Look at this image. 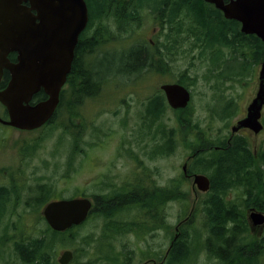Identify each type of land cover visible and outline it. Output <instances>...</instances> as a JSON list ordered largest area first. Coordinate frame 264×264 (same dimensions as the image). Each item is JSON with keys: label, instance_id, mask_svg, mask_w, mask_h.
Wrapping results in <instances>:
<instances>
[{"label": "rangeland", "instance_id": "1", "mask_svg": "<svg viewBox=\"0 0 264 264\" xmlns=\"http://www.w3.org/2000/svg\"><path fill=\"white\" fill-rule=\"evenodd\" d=\"M169 8L164 13H168ZM188 15V11L187 15L184 11L181 14L184 29H189V24L194 22L191 18L188 20ZM103 19L95 21L91 36L99 32L96 29L107 27L110 31L112 29V35L119 42H101L95 46L93 53L86 55L93 58L85 56L88 62L99 60L103 66L100 70L106 77L101 81L99 92L80 98L81 85L72 82L57 115L41 130L26 132L0 126V189H7V193L3 194V211L0 212V264H25L15 250L16 242L46 227L41 213L45 204H36L42 187L53 200L76 195L92 198L100 193L129 191L139 183L146 187H167L172 179L182 178V167L193 155L192 147L198 138L189 133L183 137L185 141L181 140L183 135L178 125L181 114L169 106L158 121L150 118L148 101L156 93H163L161 85L182 80L189 86L193 95L190 117L207 132V138H204L214 142L231 135V127L243 118L256 94L260 63L252 66L247 75H234L229 80L220 77V73L225 76L226 66L221 64L218 67L212 59L215 47L212 51L205 50L185 31L173 36L174 29L167 25L168 21L160 24L156 15L143 13L138 20L126 22L121 32L111 27L114 23L112 19ZM211 30L213 28H203L202 34L207 38V32ZM150 40L157 43V52H164L157 56L152 70L132 75L117 74V70L113 71L116 74L108 76L107 71L114 66L117 69L116 61L125 51ZM222 51L230 57V50ZM113 56H116L115 59ZM161 58L164 59L163 66ZM235 63H232V68ZM74 98L80 99L75 102ZM229 103L232 109L224 114V108ZM172 129L175 139L178 141L180 138L175 149L159 148L165 146ZM240 136L247 138L250 148L257 150V154L264 150V131L258 135L244 133ZM191 165L192 162L189 167ZM182 184L183 191L188 193V200L170 202L163 209L167 228L139 238L136 234L116 238L110 242L117 246L116 252L134 249L135 256L139 252L138 257H142L139 264L147 259L148 252L156 254L161 261L163 252L177 233L176 228L190 218L193 206L199 203V209L190 221L180 227L177 242L189 248V257L180 264H221L219 259L213 260L206 247L210 235L201 202L207 195L194 186V178L183 179ZM134 208L120 212L115 221L138 222L136 217L139 215V221H146L144 213ZM155 212L159 211L153 208L151 213ZM244 221H247L245 228L242 225L241 228L252 232L247 217ZM103 226L105 221L101 217H91L83 228L74 231L76 239L68 243L73 246L59 245L53 258L58 262L63 251L69 249L76 257L72 264H114L115 260H110L109 255L115 249L109 247L102 237ZM261 264H264V259Z\"/></svg>", "mask_w": 264, "mask_h": 264}, {"label": "trees", "instance_id": "2", "mask_svg": "<svg viewBox=\"0 0 264 264\" xmlns=\"http://www.w3.org/2000/svg\"><path fill=\"white\" fill-rule=\"evenodd\" d=\"M135 1V3H130L129 7L131 9L128 10L122 5L119 6L113 0H92L90 6L94 17L111 12L117 13L119 19L125 20V22L127 20L133 22L138 20L143 12L150 9L162 15L161 13H164L168 6H171L168 12L170 15L167 25L174 29L173 36L185 31L193 36L205 50L212 51L215 47V56L212 58L215 65L220 67L221 64H224L226 66L225 76L220 73L222 78L232 80L234 75H247L252 66L258 65L264 60V42L255 35L243 34L240 31L241 25L239 22L225 19L220 10L205 3L204 0ZM185 10L189 12L188 20L191 18L194 21L189 24V29H184L180 20L183 11L187 15ZM203 28H213L211 32H208L207 38L202 34ZM98 31L94 37L86 40V48L89 53H93L95 46L108 37L105 29H99ZM143 44L132 47L128 52L125 51L116 61L117 69L114 66L111 71H107L108 76L117 70L119 74L150 70L155 64L157 56L164 52H157L156 48H152L150 42ZM84 48L82 47V50H80V47H78L79 52L76 54L73 70L82 79V87L79 93L83 95L86 93L87 96H91L99 92L101 81L106 76L100 70L103 69V66L99 63V60L95 62L84 61L86 56ZM222 49L230 50V57H226ZM115 57L113 56L114 59ZM91 58L93 57L90 56L89 59ZM160 61L161 66H163L164 59L161 58ZM112 62L115 63L114 60ZM234 62H236V65L232 68L231 65ZM113 63L111 65H114ZM176 82L189 87L182 80ZM46 97L45 92L42 91L35 97V100H43ZM167 107L164 93L160 91L149 98L147 113L150 118L158 121ZM231 109L232 105L229 103L224 108V114L230 113ZM177 112L181 114V118H178L179 131L183 135L181 140L185 141L183 137L189 133L198 138L197 145L194 144L192 147L194 157L192 165L189 167V173L202 172L211 179V189L206 194L207 198L201 202L205 212L206 226L212 230L213 235L215 234L214 241L208 240L209 251L212 254L215 253V258L219 259L221 264L258 263L261 254H264L261 253L264 249V242L261 247L259 245L254 246L253 239L251 240L246 235L247 231L242 229L241 225L245 228L247 222L244 221L247 217L246 210L256 208L264 212V150L256 154L255 150L250 148L247 138L240 135L218 138L215 139V142L209 138L205 139L207 132L199 128L193 117H190L192 116L189 113L190 106ZM184 113H187L186 118H183ZM173 132L174 129L170 130V136L168 135L165 146H159V148H165V150L175 149L176 142H179L180 138L177 141ZM183 179H185L184 176L180 179H172L167 187H158L157 185L146 187L139 183L135 189L129 191L121 192L119 190L114 193L94 195L96 204L92 216L101 217L105 221V226H109L111 231H122L121 228L124 226H148L153 224L149 223L151 217L155 220L154 224L156 222V225L166 226L165 222H162L164 218L163 209L170 202L188 200V193L182 189ZM3 194V192L0 193V212L2 210L1 205L4 203ZM46 194L47 191L45 193L44 187H42L41 195L37 196V200L35 198L37 205H44L53 200ZM109 194L115 195H112L114 196L112 197ZM129 207H135L134 209L143 212L146 221H139L140 215L136 217L138 222L123 223L115 221L114 218ZM153 208L159 211L155 212L154 217L151 213ZM197 209H199V203L195 210ZM111 219L112 221H110ZM83 227L84 225L59 233L52 231L46 225L41 232L33 236L29 235L27 239L16 242L15 250L25 264H58L53 256L59 245L68 244L74 238L76 239L73 234L74 231ZM212 242L213 244H211ZM212 245L215 246V250H210ZM188 249L186 245L176 242L170 255L171 264H180L182 261L187 260L189 257Z\"/></svg>", "mask_w": 264, "mask_h": 264}, {"label": "water", "instance_id": "3", "mask_svg": "<svg viewBox=\"0 0 264 264\" xmlns=\"http://www.w3.org/2000/svg\"><path fill=\"white\" fill-rule=\"evenodd\" d=\"M214 4L228 20L241 23V32L256 35L264 42V0H204ZM89 22L86 0H0V79L6 68L12 76L8 87L0 92V102L7 108L9 120L0 122L20 130L41 128L54 116L68 75L71 73L79 37ZM17 54V62L8 56ZM172 109L188 107L190 90L179 83L161 85ZM44 91L47 99L34 102ZM264 61L259 72V88L244 118L232 126V134L250 129L259 134L264 125ZM188 175V161L183 165ZM194 186L202 193L211 188L204 174L194 175ZM92 200L86 197L61 199L48 203L43 215L49 226L65 232L83 224L91 210ZM249 219L254 226L264 225V214L251 209ZM74 258L66 250L60 264Z\"/></svg>", "mask_w": 264, "mask_h": 264}, {"label": "flooded vegetation", "instance_id": "4", "mask_svg": "<svg viewBox=\"0 0 264 264\" xmlns=\"http://www.w3.org/2000/svg\"><path fill=\"white\" fill-rule=\"evenodd\" d=\"M90 1L92 2V0H86L87 6H88L89 23L87 25V28L82 32V34L79 37V42H78L77 47H76V50H75V57H76V54H78V52H79L78 51L79 50L78 47H80V50H82L81 49L82 47H85L84 49H85L86 55L89 53V50L86 48L87 47L86 40L92 38L90 32H91L92 26L95 23V21L104 20L103 18L106 19L105 21H108L109 19H112L114 21V23L111 25V27L117 28L119 32H121V31L124 30V26H125V23H126L125 20L119 19L117 13L106 12V13L100 15L99 17H94L92 15ZM113 1L115 3H117V4H119V6H121V5L124 6L126 10L131 9L129 7V5H130L131 2H133V0H113ZM169 9H171V6H170ZM153 11L154 10H151L150 9L148 11L146 10V12H143V13H145V14H149L150 13L152 15H156V18L160 22V24H163L164 22H167L168 21V16L170 15L169 13H161L162 15H160L158 12H153ZM167 14H168V16H167ZM161 16L164 17V19H162ZM127 22L129 23V22H132V21L131 20H127ZM103 29H105L107 31V33H108L107 36L108 37L105 40H103L102 42H105V43H107V42H113V41H116V42L118 41L119 42V39H117L116 37H114L112 35V29L110 31L107 27H105V28L102 27V30ZM96 30L98 31L99 29H96ZM113 32L116 33L115 31H113ZM95 34L96 33H94V35ZM94 35H93V37H94ZM115 35L118 36L117 34H115ZM149 42H150L152 48L155 49V48L158 47L157 46V43H155L154 41L150 40ZM86 57H84L85 58L84 61L85 62H88L86 60ZM8 58H9L10 62H12V63H16L17 62V54L16 53L9 54ZM87 58H89V57H87ZM74 60H75V58H74ZM73 68H74V61H73V64H72L71 73L69 74L68 79H67V82H66L65 86L62 89L61 99H60V105H59V108H58L59 110H60L61 105H62V102H63V100L65 98V93L70 88L71 83L74 82L75 85H79L80 84L81 87H82V79H81V77L78 74L75 73L76 71H74ZM137 72L138 71H132V73H129V74L132 75V74H135ZM114 74H116V73H114ZM117 74H119V72H117ZM11 79H12L11 73L6 68H4L3 71H2L1 79H0V92L3 91V90H5L8 87ZM82 95L83 94H80L79 93L80 98H83V97L87 96L86 93H84L83 96ZM254 97H253V99H254ZM80 98H78V99L77 98H74L73 101L76 102ZM252 100H251V102H252ZM0 110H2V113L0 114V118L3 119L4 121H8L9 120V115H8L7 108L1 102H0ZM245 115L246 114H244V116ZM52 121L53 120H51L47 124L51 123ZM47 124H45L42 128H44ZM0 126H2L4 128L5 127H9V126L1 123V122H0ZM42 128H40L38 130H41ZM35 131H37V130H35ZM31 132H34V131H31ZM244 133H245V135L246 134L247 135L248 134L249 135L250 134L255 135L253 132H251V130H242L240 132V134H244ZM255 153L257 154V150H255ZM2 192L6 194L7 193V189L6 188L0 189V193H2ZM109 195L112 196V195H115V194H109ZM112 197H114V196H112ZM192 215H190L189 220L188 219H185L183 223L189 222L190 219L192 218ZM153 217H154V214H153ZM163 219L164 220H162V222H165V220H166L165 213H164V218ZM154 221L155 220H153L152 217H151V219L149 220V223H153V224H150L148 226H143V227H139V226H133V227H131L130 225H128L130 227H125L124 226L123 228H121L122 231H113V230L111 231V228L109 226H103V231H102L103 234H102V237L104 239H106V241L108 242V246L109 247H112V248L115 249V251L112 252L111 255H109L110 258H111L110 260H115L114 261L115 262L114 264H139V261H141V259H142V257H138L140 255L139 252L136 253L138 256H135V253H134L135 250L134 249H131L132 251L131 250H122V251L121 250H118V252H116V247L117 246L115 245V243H110V242H112V240H114L116 238L117 239H120L121 237H124V236H126L128 234H136L137 237L139 238V237L143 236L144 234L146 235L148 233H154V231H156V230H164V229L167 228L165 226L156 225V222L154 224ZM182 224L180 225V227L182 226ZM180 227H179L178 235L176 233L177 238H176V235H175L174 238H173V240H172V242L169 244L168 249H166V251L163 252V255L164 256L161 259V261L158 260V256L156 254H152V252H148V256H145V257H147V259H146L147 261L144 260L142 264H151V263H154V264H171V256L170 255H171L172 250L174 249V247L176 245L177 240L180 237ZM249 229L252 232H247L246 235L249 236L251 240L253 239L254 246L255 245H259L261 247L263 245V242H264V226H251V225H249ZM211 231L212 230L209 229V235L210 236H209L208 240H213L214 241V236H211L212 235ZM249 233H251V234H249ZM254 235H256V236H254ZM208 240L206 242L207 249L209 248ZM181 244L185 245L184 243H181ZM211 244H213V242ZM212 247L210 249L215 250L214 246H212ZM103 254H106V253H103ZM210 254L213 256V260H214L215 259V255H214L215 253L213 252V254L212 253H210ZM105 257L107 258L108 255H105ZM259 259H260L259 260V263L261 264V262L264 259V254H261V257Z\"/></svg>", "mask_w": 264, "mask_h": 264}, {"label": "bare ground", "instance_id": "5", "mask_svg": "<svg viewBox=\"0 0 264 264\" xmlns=\"http://www.w3.org/2000/svg\"><path fill=\"white\" fill-rule=\"evenodd\" d=\"M160 7H161V6H160ZM155 9H156V8H155ZM153 12H154V11H153ZM153 12H152V13H153ZM207 33H208V32H207ZM207 33H206V34H207ZM207 40H208V39H207ZM129 84H130V83H129ZM162 91H163V90H162ZM163 93H164V92H163ZM164 96H165V94H164ZM214 235H215V234H214ZM214 235L212 234L211 236H214ZM214 240H215V239H214ZM211 241H212V240H211ZM212 246H214V245H212ZM212 248H213V247H212ZM214 248H215V246H214ZM210 250H211V249H210Z\"/></svg>", "mask_w": 264, "mask_h": 264}]
</instances>
